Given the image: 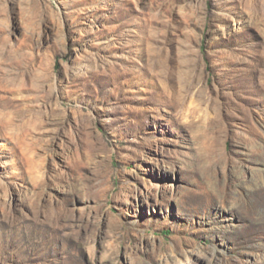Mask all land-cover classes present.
Segmentation results:
<instances>
[{
	"label": "rangeland",
	"instance_id": "obj_1",
	"mask_svg": "<svg viewBox=\"0 0 264 264\" xmlns=\"http://www.w3.org/2000/svg\"><path fill=\"white\" fill-rule=\"evenodd\" d=\"M0 264H264V0H0Z\"/></svg>",
	"mask_w": 264,
	"mask_h": 264
}]
</instances>
